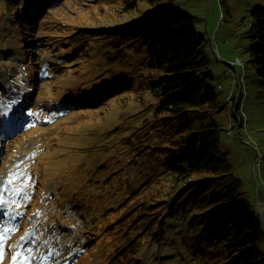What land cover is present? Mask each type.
Segmentation results:
<instances>
[{"label": "trees", "instance_id": "16d2710c", "mask_svg": "<svg viewBox=\"0 0 264 264\" xmlns=\"http://www.w3.org/2000/svg\"><path fill=\"white\" fill-rule=\"evenodd\" d=\"M66 2L70 9L76 8L81 14L86 12L81 15L85 16L82 20L74 16V28L83 27V30L54 39L59 33L57 27L63 29L72 24L46 23L47 10L32 46L28 44L21 51L33 53V49L38 48L42 50L41 55H45L49 50L44 49L45 45L52 40L51 53H59L64 60L63 65L51 64L41 71L36 68L38 61H27L31 80L28 86L30 110L38 117L39 126L25 129V134H39L54 125L61 129L59 124L71 117L69 122L75 112L88 111L92 117L94 109L103 108L120 96L115 102L114 116L117 111L122 113L121 120L131 118L134 112L145 114L139 128L142 132L131 140L134 152L130 160L150 157V167L154 166L152 174L156 173V167H161L159 173L148 176L142 190L128 196L126 206L124 203V207L104 223L105 228L120 223L126 237L121 235L118 243H125L124 247L132 255L131 263L136 262L134 257L141 253L145 243L162 240L165 232L176 234L175 237L186 236V244L192 246L201 264L263 261L264 221L256 202L244 197L242 180L233 172L229 152L222 147L223 127L217 116L226 102L224 106L217 103L218 86L214 83V73L208 68L209 49L195 28L193 15L176 5L175 0H65L63 4ZM250 16L247 33L252 44L247 51L251 64L257 69L260 97L264 98V5L252 8ZM26 40L31 43L24 38L15 40V45L22 48ZM129 47L135 49L142 67L135 84L121 82L110 92H104V99L93 87H85L92 83L81 75L84 65L79 61H88L103 50L108 52V61L128 60L132 56L126 50ZM77 63L79 65L74 67ZM65 93L74 94L76 98H54ZM40 98L44 100L35 103ZM84 102L86 106L82 107ZM48 120L54 123L49 124ZM93 125L95 121L88 126ZM84 126L76 122L66 132L50 135L49 150L36 160L35 168L45 174V162L49 166L47 160L53 151L59 149V157H68L74 152L78 147L66 148L62 136L71 131L79 133L76 129ZM21 141L18 137L11 139V149L18 147ZM42 196L44 198L45 194ZM56 198L57 193H53L52 200ZM53 216L57 219L59 211L53 212ZM126 217L128 219L124 220ZM82 258L86 264L87 258Z\"/></svg>", "mask_w": 264, "mask_h": 264}, {"label": "rangeland", "instance_id": "374dc122", "mask_svg": "<svg viewBox=\"0 0 264 264\" xmlns=\"http://www.w3.org/2000/svg\"><path fill=\"white\" fill-rule=\"evenodd\" d=\"M12 2L14 0H0L1 44L4 46L2 38L5 44L10 47L13 46L15 43L14 38H17L16 33L18 31L23 35L29 34V38L35 41L34 38H37L41 28V25H37L33 21L38 15L30 21L25 20L24 17H27L24 13L25 8H22L20 3L12 5ZM32 2L34 0H26L27 5H30ZM175 2L176 5L183 7L193 15L195 28L205 39L210 57L208 68L214 73V83L218 86L219 98L217 103L224 106L226 102L225 108L217 116L218 121H220L223 127V131L221 132L222 147L229 152V160L232 163L233 172L242 180L245 192L243 194L244 197L256 202L259 215L264 221V98L260 97L261 85L258 80L257 69L251 64V55L247 51V47L252 44L247 33L250 30L249 26L252 18L250 12L258 4L264 5V0H175ZM63 3V0L56 4L50 0H46V9H48L49 14L48 17H45L46 23L48 22L49 24L50 22L57 21L58 26H61L60 23L62 22H64L65 26H68L66 22L72 24L71 27H64L63 29L57 27L59 33L53 37L54 39L58 38V40L63 36L76 35L79 31L83 30V27L74 28L76 24L74 23V16L76 15L78 20H82L85 16L81 15L86 14L85 11L82 14L79 13V10L76 8L70 9L67 6V2ZM7 5L9 9H5ZM44 12V14L47 13L46 11ZM13 13H19L20 15L13 17ZM40 18L37 20L38 22H40ZM105 21L108 20L105 19ZM83 23L88 24L85 20H83ZM17 24L21 28L16 26ZM108 25L113 26V24ZM27 26L28 29L26 28ZM50 44H52V40H50L48 45ZM57 45L60 46L61 43L58 42ZM126 50H129L132 54L128 60L116 59L114 62L108 61V52L103 50L100 53L92 55L88 61H79L81 65H84L81 75L87 78L90 83H93L91 85L87 83L85 87L96 88L99 92L106 90L110 92L124 81L135 84L142 67L139 65L138 54L134 53L135 49L129 47ZM5 56L6 52L4 50V55L1 59ZM34 57L37 61L39 59L38 64L41 67L46 65L51 55L48 54L44 57H36L34 55ZM16 59L17 61H22V57L18 53L16 54ZM51 61L54 64L61 63V60L57 57H51ZM230 63H234V67ZM77 65L79 64L77 63L74 67H77ZM4 69L5 67L0 64V77L4 81L0 80L4 86L0 89V111L1 109L4 110L3 113L0 112V133L7 126L4 123L3 116L8 117V121L11 124L8 130L15 132L17 129L13 114L18 111V104L15 101L12 103L8 102V98L12 96L8 90L11 89L12 85L10 80L6 78ZM16 72L22 73L24 83L28 81L25 65L17 68ZM104 81L106 83H100ZM78 83L85 82L78 81ZM220 85L222 86L221 89H219ZM107 87L110 89H107ZM119 97H114L103 108L100 106L96 108L98 110L94 109L95 111L89 119H87V114L83 111L75 114L73 120L69 122L67 120L71 117L67 118L66 122H62L63 132H66L70 129L69 126L75 125L80 120H86L82 122L85 128L79 127L83 130V133H80L79 136L75 137L72 134H67L62 141L66 148L71 146L78 147L82 153L89 155V160L92 164L100 165L97 169L94 182H99L104 191L111 192V195L117 199V202L121 201L122 204L128 199L129 195L142 190L149 179L148 176L159 173L161 167H156V173L152 174L154 166L150 167L152 162L150 157H146L144 160L139 157L130 160L134 152L132 151L131 140H135V136L142 132L139 128L145 120V114H136L134 112L131 118L121 120L120 116L122 113L117 111L114 116L113 112L117 109L115 102ZM43 100V98L36 99L35 103H40ZM92 121H95L96 125L89 127L88 125ZM56 132L62 133V130L60 129ZM50 134H54L53 130L47 129L38 135L42 137V145L35 154L36 160L42 156L43 152L49 150L48 146L51 144L49 139ZM6 136L7 134L2 136L0 140V155L4 158L5 149H9V152L12 151V153L8 155L10 160L7 164L6 162L2 164L3 159L0 163V195H3L7 201L3 208L5 210L11 209L17 215V220L11 221L3 217L2 213L0 214V234L5 236L3 244L4 258L7 257V260L3 258L0 264H13L12 255L17 251L23 253V249H19L17 244L20 242V238L24 236H21L20 232L25 222L31 226L28 232H33L35 236L33 243L25 245L26 248L30 247L33 249V259L29 261L26 259V255L22 254L17 259L16 264H42V258L51 250L52 244L49 243L47 234H42L36 230V216H33L30 220L25 217L26 214L31 212L33 200L39 197L36 187L35 189L29 188V183L26 182L28 177L25 175V173L29 174L32 171V163L35 160V157L28 159L26 152L32 150L33 145L39 137L30 136L27 140L22 141L20 146L11 150V143H8L10 137ZM3 145L5 149H3ZM105 150H107V154L104 152ZM59 152L60 150L57 149L48 157L47 163H50L51 167L44 166L47 171L45 174H48L46 177H43L44 192L51 191V187L54 186V180L56 179L57 184L60 182L66 188L64 198L66 203H70L73 199H79L84 203H92L94 196L87 192L83 186H80L76 178L77 176H74L77 172L72 174L76 165L77 169L80 168V159L85 156L82 153L71 152L68 157H59ZM94 158H98L100 162L91 161ZM34 174L37 173H33L32 177ZM56 174H61L63 177L54 178L53 175ZM9 178L11 179L10 184L7 183ZM25 185L26 192L31 199L25 198L24 192L21 191V189L25 188ZM13 201H17L18 204L13 203ZM40 202H42V199L37 200V203ZM126 205L125 202L124 206ZM42 210L41 219L43 220L42 228L44 230L48 226V219L52 211L49 206L42 208ZM127 217L124 220L128 219ZM22 218L23 220H21ZM16 225H18V228ZM5 227L15 230L1 233V230L4 231ZM117 228L120 229V223H115L112 230L116 231ZM126 231H130V229ZM57 233L60 232L57 231ZM120 234H125L126 237L125 231H121ZM175 235L165 232L162 240H150V243H145L141 253L137 254L134 258L137 260L140 258L145 264H201V259L196 257L197 253L194 252L192 246L186 244L187 237H175ZM53 236L57 237L55 234ZM63 240L66 241V238H63ZM101 244H104L105 248H108L111 244L118 243L115 237L110 238L107 236L101 241ZM59 250L60 247L53 249L51 251L52 254L48 256L55 264H60L58 257L64 259L63 255L59 256ZM62 251L65 254L67 248H64ZM256 263L264 264V258L263 261Z\"/></svg>", "mask_w": 264, "mask_h": 264}, {"label": "snow or ice", "instance_id": "6c2138e0", "mask_svg": "<svg viewBox=\"0 0 264 264\" xmlns=\"http://www.w3.org/2000/svg\"><path fill=\"white\" fill-rule=\"evenodd\" d=\"M7 183L8 184L11 183V179L10 178L8 179ZM21 191L24 192L25 198L31 199V197L26 192V185H25V188L24 189H21ZM6 203H7V201L4 199L3 195H0V213H2L3 217L8 218L11 221H16L17 220V215L14 214L11 211V209L5 210L3 208V206ZM13 203H17L18 204L17 201H13ZM35 215H39V212H37ZM16 227L18 228V225H16ZM13 230H15V229L5 228L4 229V232L7 233V232H10V231H13ZM4 241H5V236L2 235V234H0V261L3 260L4 255H5L4 248H3ZM34 241H35V236H34V233L31 232V231L28 232V233H26L24 236H22L20 238V242H18L17 247L19 249H23V253L21 251H17L15 254L12 255L13 264H16L17 259L22 254L26 255V259L29 260V261H31L33 259V257H32V251H33V249L30 248V247L29 248H26L25 245L26 244H29V243H33ZM44 259L47 260L48 257L45 256Z\"/></svg>", "mask_w": 264, "mask_h": 264}, {"label": "bare ground", "instance_id": "6f19581e", "mask_svg": "<svg viewBox=\"0 0 264 264\" xmlns=\"http://www.w3.org/2000/svg\"><path fill=\"white\" fill-rule=\"evenodd\" d=\"M230 65L233 67V63H230ZM18 121H20V119H18ZM1 214V213H0ZM4 232L3 230H1V233Z\"/></svg>", "mask_w": 264, "mask_h": 264}, {"label": "built area", "instance_id": "2783aa9c", "mask_svg": "<svg viewBox=\"0 0 264 264\" xmlns=\"http://www.w3.org/2000/svg\"><path fill=\"white\" fill-rule=\"evenodd\" d=\"M234 64V63H233ZM233 67H234V65H233Z\"/></svg>", "mask_w": 264, "mask_h": 264}]
</instances>
